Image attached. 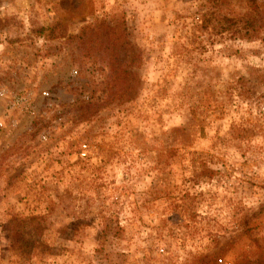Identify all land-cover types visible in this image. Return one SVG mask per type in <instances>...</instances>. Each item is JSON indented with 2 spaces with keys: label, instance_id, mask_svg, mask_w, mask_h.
<instances>
[{
  "label": "rangeland",
  "instance_id": "374dc122",
  "mask_svg": "<svg viewBox=\"0 0 264 264\" xmlns=\"http://www.w3.org/2000/svg\"><path fill=\"white\" fill-rule=\"evenodd\" d=\"M1 91L0 264H264V0H0Z\"/></svg>",
  "mask_w": 264,
  "mask_h": 264
},
{
  "label": "built area",
  "instance_id": "2783aa9c",
  "mask_svg": "<svg viewBox=\"0 0 264 264\" xmlns=\"http://www.w3.org/2000/svg\"><path fill=\"white\" fill-rule=\"evenodd\" d=\"M5 95V91H1L0 92V96L1 97H3ZM26 101V99H24V98H13V104H14V106H18L19 104H21V103H23V102H25ZM83 148H82V150H81V156L82 157H86V155H87V149H88V146L87 145H83L82 146ZM220 262L222 263V260H220Z\"/></svg>",
  "mask_w": 264,
  "mask_h": 264
},
{
  "label": "trees",
  "instance_id": "16d2710c",
  "mask_svg": "<svg viewBox=\"0 0 264 264\" xmlns=\"http://www.w3.org/2000/svg\"><path fill=\"white\" fill-rule=\"evenodd\" d=\"M261 13H262V12H261ZM100 26H101V28H105L106 30H114L115 28H117V27L109 26L105 21H104L103 24L100 25ZM96 27H97V25H96L95 27L90 26V29H94V28H96Z\"/></svg>",
  "mask_w": 264,
  "mask_h": 264
},
{
  "label": "crops",
  "instance_id": "0c3cea01",
  "mask_svg": "<svg viewBox=\"0 0 264 264\" xmlns=\"http://www.w3.org/2000/svg\"><path fill=\"white\" fill-rule=\"evenodd\" d=\"M31 56H32V55L29 56V61H31V60H30V59H31ZM25 69H26V68H25ZM31 71H32V68H30V67H29L27 70H25V72H26V73H25V76H27V74L30 76ZM21 72H22V71H21ZM6 74H8V73H6ZM6 74H5V75H6ZM18 77H19V76H16L15 78H17V80H18Z\"/></svg>",
  "mask_w": 264,
  "mask_h": 264
}]
</instances>
